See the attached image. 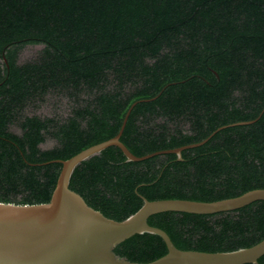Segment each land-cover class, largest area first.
Wrapping results in <instances>:
<instances>
[{
  "label": "trees",
  "instance_id": "trees-1",
  "mask_svg": "<svg viewBox=\"0 0 264 264\" xmlns=\"http://www.w3.org/2000/svg\"><path fill=\"white\" fill-rule=\"evenodd\" d=\"M29 46L40 49L24 60ZM52 97L64 113L29 112ZM130 109L120 140L136 156L204 142L181 158L128 161L110 146L79 163L69 187L105 216L126 219L141 196L264 188V0H0V202H49L56 160L116 136ZM148 223L182 250L234 251L264 239V200ZM167 251L149 232L115 247L134 262Z\"/></svg>",
  "mask_w": 264,
  "mask_h": 264
},
{
  "label": "water",
  "instance_id": "water-1",
  "mask_svg": "<svg viewBox=\"0 0 264 264\" xmlns=\"http://www.w3.org/2000/svg\"><path fill=\"white\" fill-rule=\"evenodd\" d=\"M131 109L125 116L119 133L90 146L62 164L56 187L49 202L14 204L0 202V264H248L257 263L264 255V239L253 246L226 252L182 250L161 228L148 223L151 215L177 211L194 214H213L235 210L254 201L264 200V188L242 195L217 200L189 199L148 200L134 214L118 221L105 216L87 204L70 187L76 166L107 147H119L128 161H142L162 153H175L201 143L136 156L120 140ZM153 233L160 236L167 253L150 262H134L119 257L115 247L135 234Z\"/></svg>",
  "mask_w": 264,
  "mask_h": 264
},
{
  "label": "rangeland",
  "instance_id": "rangeland-1",
  "mask_svg": "<svg viewBox=\"0 0 264 264\" xmlns=\"http://www.w3.org/2000/svg\"><path fill=\"white\" fill-rule=\"evenodd\" d=\"M40 46H29L25 49L22 54V59H30L36 55ZM58 99L52 97L49 99L48 103L41 104L39 107H32L29 109L30 113H37L40 115H51L55 112L64 113L66 110V103L65 101H57ZM13 130L18 132L19 130L16 127H13ZM53 142L49 141L45 146L52 145Z\"/></svg>",
  "mask_w": 264,
  "mask_h": 264
}]
</instances>
